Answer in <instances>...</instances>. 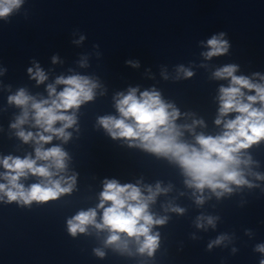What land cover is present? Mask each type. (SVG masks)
Here are the masks:
<instances>
[{"label": "clouds", "instance_id": "1", "mask_svg": "<svg viewBox=\"0 0 264 264\" xmlns=\"http://www.w3.org/2000/svg\"><path fill=\"white\" fill-rule=\"evenodd\" d=\"M24 3L25 0H0V20H7L18 12ZM225 35L220 32L207 40L209 50L202 54L206 59L229 52L230 43L224 38ZM127 63L133 64L134 67L139 66L138 62ZM237 70L236 64H228L213 73L216 79L230 80L227 87L221 86L219 89V116L215 124H223L224 131L220 135H195V144L182 140L181 128L191 132L195 125H203V121L194 120L192 125H177L176 121L181 113L173 104L166 103L160 92L155 89L145 90L139 96L137 88H130L127 94H117L115 106L120 114L119 118L104 116L98 118V123L113 139L128 140L129 146L141 147L177 163L188 178L186 185L197 192L203 193L207 188L219 198L225 193H232V185L237 188L257 187L258 185L246 178L244 168H249L254 161L244 150L264 141V83L253 82L243 75L237 76ZM179 71H182L186 78L193 75L192 71L182 66ZM28 72L37 84L47 80L39 65H36L35 71L29 68ZM261 80H264V77H261ZM55 84L64 87L57 92L55 85L49 84L48 99L37 100L24 88L8 97L9 104L22 109V114L11 124V128L18 129L16 135L23 142L34 141L37 146L35 158L26 156L21 159L9 155L0 160L6 170L2 174L6 183H0V194H3L0 199L6 197L7 203H44L71 193L75 187V175L67 178L61 175L54 179L66 170L68 153L60 146L45 149L43 145L50 143L54 138L64 142L70 139L71 133L66 130L76 124L77 118L74 114H68L69 111L93 100L98 84L81 75L58 77ZM244 89L255 94L246 95ZM257 104L260 106L256 107ZM30 110L34 126L40 129L35 134L22 128L28 122ZM231 113L237 114L235 118L223 119ZM57 123L61 126L56 127ZM29 174L42 178V182L33 183L26 188L20 181L22 178L26 179ZM248 175H254L257 180H264V175L260 173L249 171ZM167 191L168 188H162L157 183L155 188L148 186L145 195L141 188L134 184L121 185L114 179L106 180L100 193V203L97 205V208L103 210L101 222H97L96 209L82 210L67 221L68 231L75 237L77 233H86L88 226H93L99 231L107 230L109 235L104 241L105 247L111 246L122 255H132L129 241L134 240L138 245V254L152 257L159 247L160 239V234L153 233L152 229L154 226L166 224L168 217H156L149 211V205L155 202L159 194ZM196 203L203 204V196H197ZM170 210L178 214L184 212L183 208L176 206ZM216 219L218 217H198L196 226L203 228L205 225L202 221H206L207 225L215 227ZM226 239V235H220L209 243L208 248L220 245ZM256 250L264 253V245H257ZM94 252L99 257L105 255L101 249H94ZM260 264H264V260H261Z\"/></svg>", "mask_w": 264, "mask_h": 264}]
</instances>
